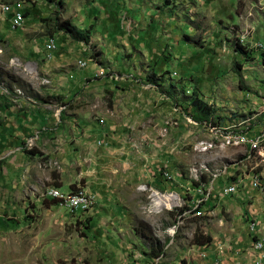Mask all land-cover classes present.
Segmentation results:
<instances>
[{
    "label": "rangeland",
    "instance_id": "374dc122",
    "mask_svg": "<svg viewBox=\"0 0 264 264\" xmlns=\"http://www.w3.org/2000/svg\"><path fill=\"white\" fill-rule=\"evenodd\" d=\"M100 1L0 0L29 13L14 29L0 7V264H253L252 244L264 235L253 237L264 216V165L256 170L261 189L246 178L236 194L222 196L216 170L250 173L247 148L203 153L199 142L204 123L263 129L264 0H175L174 24L154 14L165 0H149L141 12L146 23L156 16L161 38L140 35L148 99L129 107L117 97L124 76L111 72L114 61L99 56L90 38L56 29L92 34ZM166 34L172 43L145 57ZM235 41L245 54L234 53ZM97 66L102 72L88 79ZM193 91L210 113L192 107ZM22 137L37 154L22 153ZM50 187L85 193L89 204L44 206Z\"/></svg>",
    "mask_w": 264,
    "mask_h": 264
},
{
    "label": "crops",
    "instance_id": "0c3cea01",
    "mask_svg": "<svg viewBox=\"0 0 264 264\" xmlns=\"http://www.w3.org/2000/svg\"><path fill=\"white\" fill-rule=\"evenodd\" d=\"M86 1L88 2L89 0ZM169 1L170 2L168 3V1L165 0V3H168V5L166 8L163 9V11H161V8L153 7L154 9L153 11L155 12L154 13L155 15L160 13V19H158L159 21L158 23H163L165 20H168V18H170V23L174 24V21L172 19L173 18L172 7L174 6V4H177L178 2L175 0H173L174 2L172 0ZM151 2H154V0H152ZM158 2L161 5V1L158 0ZM2 5L5 4H1L0 7ZM143 6H145L144 9H149L150 8L149 0H101L100 2L97 3V8L93 9V11L91 12L93 22L90 23V25L93 27H92V34H91L92 37H90V42H93L92 47L94 48V50L97 51L99 56L108 55L111 58V60L114 61L113 62L114 65L110 67L111 72H113L114 74L120 72V74L124 76L121 77L119 83H116L117 85L120 84V82L123 84L122 85L123 89L121 90L124 91H121V93H119V95L117 96L123 99L122 103H120L121 107H123L124 105L129 107L133 104V102H139V103L140 102L142 103L143 101L146 102V100L148 99V95L146 94L147 91H145V89H148L149 85H143L144 81H142L141 79L142 72L139 69V62L137 60L138 54H142L141 50L147 49L146 46L148 45L146 42L144 43L140 35L147 31H149L152 34H157L158 36L159 34L156 33L155 27L152 26L153 24L152 21L155 20L156 16L153 17V19H148V22L146 23L145 22L146 18L142 15L143 12H141ZM129 10H131L132 12L133 11L136 12L130 15ZM124 15H126L125 18L129 19V21L127 22L128 25H125L123 23L122 18ZM135 15H137V19L139 18V21L133 20ZM101 28L102 31L101 32L99 31V34H101V38L99 40L98 39L96 40L95 35L97 33V30H100ZM102 34L105 36H103ZM165 36L166 37L163 36L162 39H160L161 37L159 36L160 37L159 40H154V42H156L158 45L157 46L153 45L152 47H149L148 51L146 50L147 55L145 57L150 55L149 53L156 54L158 51H160V49L164 48L167 44L172 43V41H168L170 35L166 34ZM108 56H106L105 58L106 59L109 58ZM129 57L131 58L128 59ZM98 68H99L98 66L96 68L90 67L89 71H87L89 72L87 78L89 79L91 77H95L96 72L99 73L102 72ZM137 74L138 76H136ZM107 81L110 82L111 84H114L115 80L109 79ZM117 94L118 93H116L115 95ZM150 94L152 93L150 92ZM250 120L251 119L247 120L246 122ZM244 123L245 122L243 123L234 122L232 124L237 126V128L241 129V125ZM102 132H106V131L102 130ZM252 175H253L252 171H250V173H244V175H242L243 178L242 182L240 181L236 182V184L238 185L237 190L240 186L244 185L246 181H248V179L246 178H249L248 183H252ZM231 176H233V179L235 178V175H231ZM227 183H230V178H228L227 180L224 179V184L222 188L226 186ZM252 187L253 185L251 186V188ZM256 222L259 224L256 227V232H254L253 237L259 236L261 233L264 234V216L262 217V219H258Z\"/></svg>",
    "mask_w": 264,
    "mask_h": 264
},
{
    "label": "bare ground",
    "instance_id": "6f19581e",
    "mask_svg": "<svg viewBox=\"0 0 264 264\" xmlns=\"http://www.w3.org/2000/svg\"><path fill=\"white\" fill-rule=\"evenodd\" d=\"M2 11H7V9H10L9 5H2L1 7ZM16 16H23L20 11L16 13ZM23 22H19V26ZM49 42L54 44L53 39H48ZM81 65H86L85 61L79 60V66ZM261 115L264 114V98H263V103L261 106V112H259ZM258 116V115H256ZM252 119V118H251ZM261 125H264V121ZM206 134V138L204 140H201L199 142L200 146V151L203 153L209 152L213 150L214 148L217 147H245L247 150L245 151L244 154V161L248 163H252L251 171L253 172L252 175V183H256L257 181L260 180L261 177H259V174L257 175L256 170L258 169V166L264 165V128L262 129V137L263 138H256L252 139L251 141H248L247 139L239 136V135H230L229 134H224L222 130H227V131H240L241 129L237 128L235 125H229L226 128H208V126L205 124L204 126ZM199 149V148H198ZM242 156V155H241ZM231 166V165H230ZM236 166V165H235ZM251 166V165H250ZM248 167V166H247ZM241 170V169H240ZM217 174L213 176L214 177H223L226 180L230 178V176H227L226 172V167H222V170H216ZM215 172V173H216ZM237 172H239L237 170ZM243 173V172H242ZM238 174L235 175L234 180H232L230 183H227L226 186L222 188V192L226 194H234L236 193L238 185L236 184L237 181L242 182V175L243 174ZM215 178V179H216ZM227 182V181H226ZM262 183H258L257 185H253L254 188H262L261 187ZM85 193L78 192V193H63L60 192L59 189L55 187H50L46 189L45 196L46 198L49 199H57L60 203H67L71 201H81V200H88ZM164 200V199H163ZM162 203V202H161ZM89 203H86L85 208L87 207ZM158 204V203H157ZM71 208H78V206H71ZM86 210V209H85ZM254 226V222L251 224ZM252 252L255 253L253 257H258L259 256V248L257 247H252ZM252 253V254H253Z\"/></svg>",
    "mask_w": 264,
    "mask_h": 264
},
{
    "label": "trees",
    "instance_id": "16d2710c",
    "mask_svg": "<svg viewBox=\"0 0 264 264\" xmlns=\"http://www.w3.org/2000/svg\"><path fill=\"white\" fill-rule=\"evenodd\" d=\"M48 1H50V2H52L53 0H48ZM91 2H94V1H96V0H90ZM166 5H168V3H165ZM58 5L60 6V5H62V3L59 1L58 2ZM16 6H14V8H15ZM16 10H20V9H16ZM21 11V10H20ZM22 12V14H23V16L24 17H27L28 15H29V13L27 12V11H21ZM9 15H11L10 13H8ZM56 29L58 30V31H61V32H63L64 34H66V35H68V36H70V37H72L73 36V34H75L76 35V37H74L73 39L75 40V38H77L78 39V41H83V42H88V40H89V38H90V35H91V32L89 31V28L88 29H82V30H79V29H75V28H69L68 26L67 27H62V25H59V24H56ZM233 51H234V53H240V54H245L244 53V49L239 45V43L237 42V41H235V44H234V47H233ZM190 103H191V105H192V107L194 108V109H198V111H200L201 113H204V115H207L208 113H210L211 112V110H210V107L209 106H207L205 103H203L197 96H196V92L195 91H193L192 92V97H191V99H190V101H189ZM196 116V115H195ZM232 117L234 118V117H236V115H232ZM193 118V117H192ZM195 119H198V120H201V117H198V116H196V118ZM202 121H204V120H201V121H199V122H202ZM20 141L22 142L21 144L22 145H24L25 143H24V137H22L21 139H20ZM21 150H22V153H24V154H26V155H29V156H31V155H35V154H37L36 152H34L32 149H26V146L24 145L23 147H21ZM232 180H234L233 178H230V182L232 181ZM211 198V197H210ZM51 203H53V204H58L59 203V201L57 200V199H43V202H42V204L45 206L46 204H51ZM0 224H1V222H0ZM85 228H87V227H85ZM206 241L205 242H201L202 240H196V242H195V244L196 245H204V244H209L210 243V238H206L205 239Z\"/></svg>",
    "mask_w": 264,
    "mask_h": 264
},
{
    "label": "built area",
    "instance_id": "2783aa9c",
    "mask_svg": "<svg viewBox=\"0 0 264 264\" xmlns=\"http://www.w3.org/2000/svg\"><path fill=\"white\" fill-rule=\"evenodd\" d=\"M16 9H20L19 7H15V8H11V9H7V14L10 13L11 14V26L12 28H18L19 27V22H24L26 17L24 16H16ZM44 47H46L47 50H49V53H53L55 51V44H52L49 41H45V43L43 44ZM86 65H81L80 68H86ZM262 128H264V125H262ZM241 129L240 131H227V130H222V132L224 134H229L230 135H239L245 139H247L248 141H251L252 139H256V138H263L262 137V129L261 128H257L256 130H253L251 128H245ZM264 139V138H263ZM258 183H261V178L259 181H257L256 183H249L250 187L252 185H257ZM226 193V192H225ZM225 193H221L222 196L225 195ZM86 203H89V200H81V201H71L69 203H67V205L69 207L71 206H78L82 209L85 208ZM252 247H257L259 248V256L258 257H253L252 262L253 264H264V235L260 236L259 239H257L253 244Z\"/></svg>",
    "mask_w": 264,
    "mask_h": 264
}]
</instances>
